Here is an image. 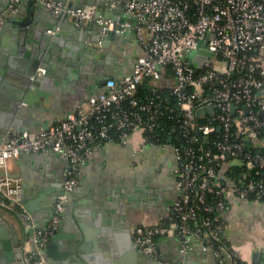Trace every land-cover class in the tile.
I'll return each instance as SVG.
<instances>
[{
  "label": "built area",
  "instance_id": "2783aa9c",
  "mask_svg": "<svg viewBox=\"0 0 264 264\" xmlns=\"http://www.w3.org/2000/svg\"><path fill=\"white\" fill-rule=\"evenodd\" d=\"M35 1L54 16H68L76 26L94 23L99 48L110 32L131 27L144 54L130 73L107 78L104 89L48 128L0 135V170L20 151H53L68 162L53 214L41 226L24 203L19 178L0 172V205L16 210L30 243L24 264H49L44 246L77 184L80 164L94 147L124 143L134 129L143 140L151 139L164 112L177 120L184 139L171 145L177 195L156 223L134 226L133 245L157 264H170L160 258L157 237L172 231L181 252L198 244L212 252L216 264L237 263L226 243V194L264 198V0H104L109 9L119 7L124 19L98 12L94 3ZM16 2L10 0L11 8ZM194 49L188 58L186 53ZM167 65L172 79L159 88L169 90L173 104L163 105L167 99L156 88L140 98L142 81H159ZM44 71L38 66L32 77ZM230 164L244 168L239 182L224 174Z\"/></svg>",
  "mask_w": 264,
  "mask_h": 264
},
{
  "label": "crops",
  "instance_id": "0c3cea01",
  "mask_svg": "<svg viewBox=\"0 0 264 264\" xmlns=\"http://www.w3.org/2000/svg\"><path fill=\"white\" fill-rule=\"evenodd\" d=\"M9 1L0 0V128L14 123L22 130L36 131L59 121L104 89L106 76L130 73L136 58L144 54L131 27L110 32L99 48L94 23L76 26L63 14L55 19L35 0H18L14 8ZM87 1L104 15L125 18L119 7L109 9L104 0L68 3ZM8 9L14 14L5 19L3 12ZM37 61L47 67L46 73L31 76L35 81H30ZM175 165L172 146L145 142L139 129L124 143L94 147L80 164L77 184L44 255L52 264L57 259L68 264H157L133 245L131 231L136 225H153L166 212L177 195ZM67 168L66 158L59 153L20 151L0 172L19 175L22 196L41 226L49 217L45 205L63 190ZM43 187L49 192L40 199ZM223 218L227 246L237 255V263L232 262L264 264V198L227 193ZM22 238L17 217L0 209V264H19L20 247L14 245L20 246ZM29 247L26 241L24 249ZM157 250L170 264H216L212 252L198 244L181 252L172 231L157 237Z\"/></svg>",
  "mask_w": 264,
  "mask_h": 264
},
{
  "label": "trees",
  "instance_id": "16d2710c",
  "mask_svg": "<svg viewBox=\"0 0 264 264\" xmlns=\"http://www.w3.org/2000/svg\"><path fill=\"white\" fill-rule=\"evenodd\" d=\"M173 72L169 65L166 66L165 72L162 73L160 79L162 82L166 83L172 79ZM159 81H151L150 79H144L142 83L138 86V96L143 98L145 95H148L152 92L154 88L160 90L161 95L167 100L163 101V105H172L173 97L170 95L167 88H159L161 84ZM178 116L175 114L174 118ZM155 136L151 139H144L145 142H151L155 144H170V145H179L183 143L184 139L181 136V133L178 128V122L174 119L168 117L166 112L161 115L158 119V125L154 127L153 130ZM244 168L238 164H230L226 170V176H229L234 182H239V178L243 177ZM251 174L248 173V176ZM259 199V198H258Z\"/></svg>",
  "mask_w": 264,
  "mask_h": 264
},
{
  "label": "water",
  "instance_id": "95a60500",
  "mask_svg": "<svg viewBox=\"0 0 264 264\" xmlns=\"http://www.w3.org/2000/svg\"><path fill=\"white\" fill-rule=\"evenodd\" d=\"M37 2V1H36ZM9 3H10V1H9ZM89 3H92V1L91 2H88L87 1V3L85 2V3H81L80 2V4H73L74 6H84V5H86V4H89ZM39 4V3H38ZM15 6H17V3H15L14 4ZM40 5V4H39ZM42 6V5H41ZM34 9V6H32L31 8H30V11H32ZM99 12V11H98ZM12 14H14V13H12L11 12V10H5L4 12H3V16L5 17V19H8V18H10L11 16H12ZM52 14V13H51ZM28 15H30V13L28 14ZM54 16V15H53ZM60 15H57L56 17H59ZM54 18H55V16H54ZM56 19V18H55ZM55 25V24H54ZM195 52H196V50L194 49V50H190L189 52H187L186 53V55H187V57L188 58H191L192 59V56L195 54ZM194 62V61H193ZM195 64H197V61H195L194 62ZM38 66H43V67H45V71H44V73L43 74H45L46 73V66L42 63V62H38L37 61V63L36 64H34V68H32V71L30 72V74H29V79H30V81H35V79H32L31 78V76L33 75V74H35V72H36V68L38 67ZM107 78H110V77H108V76H106V78H105V80L107 79ZM104 83V82H103ZM32 84H33V82H32ZM32 87H33V85H31ZM9 108L10 109H13V107L12 106H9ZM206 108H209V106L208 107H206ZM201 109H203V108H201ZM50 126V124L47 126V127H45V128H41L40 130H44V129H46V128H48ZM11 128H6L5 126L4 127H2V128H0V135H2V134H6L7 135V137H9L10 135H13V134H17L18 132H20V131H22V129L23 128H19V127H16L15 125H14V123H12L11 124V126H10ZM6 128V129H5ZM31 131H35V130H31ZM36 131H39V130H36ZM9 176H11V177H13V178H18L19 177V175H14V174H8ZM21 185H22V183H21ZM22 189H23V186H22ZM61 190H59V191H57V193L54 195V197H52L49 201H48V203H47V205H45L46 206V208L49 210V217L48 218H50V216L53 214V206H52V204H53V201H54V199H55V196L60 192ZM48 192H49V190H48V188H46V187H43V189L40 191V199H42L43 197L41 196L42 194H48ZM68 196H70V192H68ZM22 198H23V196H22ZM68 199H69V197H68ZM23 200H24V203H25V205H26V207L28 208V210H29V212L31 213V215H32V212H31V208H32V206L28 203V199H24L23 198ZM0 207L1 208H3V209H5V210H7V211H10V212H12L16 217H17V219L19 220V222H20V224H21V226H22V231H23V238H22V240H20V246H18V242L14 245V247H16V248H18V247H20L19 248V252H20V258H19V264H24V262H23V260H24V243L26 242V240H27V235H26V233H25V229H24V226H23V222L21 221V219H20V217H19V215H18V213L16 212V210H14L13 208H10V207H8V206H1L0 205ZM32 217H33V215H32ZM34 218V217H33ZM47 218V219H48ZM51 238V237H50ZM49 238V239H50ZM47 245V244H46ZM45 245V246H46ZM8 248H10V247H8ZM137 248V247H136ZM15 252H16V250H15ZM45 256V255H44ZM45 259H46V261L50 264L51 262V260L48 258V257H46L45 256ZM54 261V260H53ZM52 264V263H51ZM56 264H68V262H62L61 260H56Z\"/></svg>",
  "mask_w": 264,
  "mask_h": 264
},
{
  "label": "rangeland",
  "instance_id": "374dc122",
  "mask_svg": "<svg viewBox=\"0 0 264 264\" xmlns=\"http://www.w3.org/2000/svg\"><path fill=\"white\" fill-rule=\"evenodd\" d=\"M208 55H210V54H208ZM231 194H232V193H231ZM233 195H234V194H233ZM235 196H236V195H235ZM237 197H238V196H237ZM0 209H1V210H4V209H3V208H1V207H0Z\"/></svg>",
  "mask_w": 264,
  "mask_h": 264
}]
</instances>
